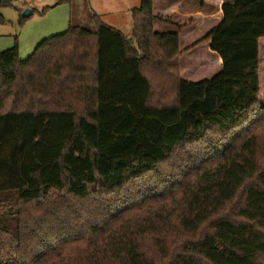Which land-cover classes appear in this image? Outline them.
Returning a JSON list of instances; mask_svg holds the SVG:
<instances>
[{
  "label": "trees",
  "instance_id": "1",
  "mask_svg": "<svg viewBox=\"0 0 264 264\" xmlns=\"http://www.w3.org/2000/svg\"><path fill=\"white\" fill-rule=\"evenodd\" d=\"M16 1L0 0V23ZM222 10L205 37L222 70L197 83L177 75L180 34L155 32L173 22L154 0L133 10L130 37L94 14V31L70 25L25 60L18 43L0 52V118L18 133L17 183L0 190V264H264V0ZM154 80L161 92L175 85L172 103H150ZM29 93L42 109L5 110ZM243 126L169 204L152 202L155 191L107 197L155 175L177 147Z\"/></svg>",
  "mask_w": 264,
  "mask_h": 264
},
{
  "label": "rangeland",
  "instance_id": "2",
  "mask_svg": "<svg viewBox=\"0 0 264 264\" xmlns=\"http://www.w3.org/2000/svg\"><path fill=\"white\" fill-rule=\"evenodd\" d=\"M200 2L201 0H195L194 6ZM141 3L142 0H70L61 4L59 0H18L12 7L1 10L4 22L0 23V35H7L9 39H13L14 44L18 43L20 58L25 60L42 40L65 33L70 25L94 31V14L109 26L130 34L133 25L132 12L139 8ZM161 3L162 1L158 0V6ZM25 11H32L33 14L25 18L23 17ZM169 19L176 23L175 30L183 36L180 38L181 55L176 60L177 75L196 83L213 79L222 67H218V56L210 50L209 41L205 39L210 28L205 25L207 22L197 21L195 18L175 21L173 18ZM260 60L259 105L264 107V39L260 41ZM174 100L175 85L169 84L161 92L156 81H153L150 98L152 105L161 106ZM14 108L38 110L42 109V106L38 98L32 99L29 93L19 103L8 102L5 110L11 111ZM76 108L79 112L84 109L82 105ZM3 124L4 121L0 118V190L16 185L18 170L16 154L18 133L14 126ZM247 133L246 126H243L229 133L213 132L212 138L179 146L155 175H146L141 181L135 182L134 186L122 192L110 193L107 197L124 201L131 195H136L140 199H148L152 191H155L158 197L152 202L158 206L163 203L169 204L171 198H168V193L174 192L173 189L178 183L192 181L202 169L214 166L221 158L222 146L229 143L233 145L235 142L238 145ZM242 200L243 192L238 195L236 203L242 204Z\"/></svg>",
  "mask_w": 264,
  "mask_h": 264
},
{
  "label": "crops",
  "instance_id": "3",
  "mask_svg": "<svg viewBox=\"0 0 264 264\" xmlns=\"http://www.w3.org/2000/svg\"><path fill=\"white\" fill-rule=\"evenodd\" d=\"M162 3L158 6V0H154V12L156 15L161 16L163 18H173L174 21L176 19L185 20V18H195V20H204L207 22L205 25H208L209 31L213 30L215 27L219 25V23L223 19V10L222 6L224 3H233L235 0H201V2L194 6L195 0H161ZM173 22V20H172ZM170 24H163L162 22H156L154 24V30L157 33H167L176 31L174 26ZM134 28V22L132 25V30ZM127 33V32H126ZM125 34V33H124ZM128 35L129 32L127 33ZM125 34V35H127ZM180 38H183L181 36ZM127 35V36H128ZM191 35V34H190ZM189 35V38H190ZM16 44V43H15ZM12 38L9 39L7 35H0V52L10 49L15 46ZM215 54V53H214ZM216 56H218L216 54ZM218 56V67H222V60Z\"/></svg>",
  "mask_w": 264,
  "mask_h": 264
},
{
  "label": "water",
  "instance_id": "4",
  "mask_svg": "<svg viewBox=\"0 0 264 264\" xmlns=\"http://www.w3.org/2000/svg\"><path fill=\"white\" fill-rule=\"evenodd\" d=\"M32 14H33L32 11H25L23 14V17L27 18V17H30Z\"/></svg>",
  "mask_w": 264,
  "mask_h": 264
}]
</instances>
